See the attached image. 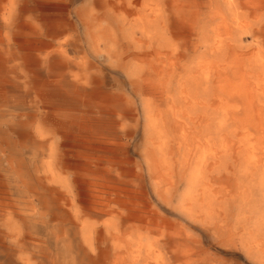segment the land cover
I'll return each mask as SVG.
<instances>
[{"label":"bare ground","instance_id":"6f19581e","mask_svg":"<svg viewBox=\"0 0 264 264\" xmlns=\"http://www.w3.org/2000/svg\"><path fill=\"white\" fill-rule=\"evenodd\" d=\"M76 3L0 0V264L264 253V0Z\"/></svg>","mask_w":264,"mask_h":264},{"label":"rangeland","instance_id":"374dc122","mask_svg":"<svg viewBox=\"0 0 264 264\" xmlns=\"http://www.w3.org/2000/svg\"><path fill=\"white\" fill-rule=\"evenodd\" d=\"M84 2H85V0H77V3L75 6L78 7L81 4H83ZM118 77L115 76L114 77L115 81L113 80L116 83V87L120 88L121 91H123V90L128 91L129 86H127L128 84H127L126 80L124 79V77H121V76H118ZM120 78H122V80ZM126 88H127V90H126ZM144 104H146L145 101H143L141 99H136L135 107L140 106L139 108L141 111V119H142L143 123L145 121L144 120L145 119V113H144L143 107H147V104L146 105H144ZM14 137H15V139L16 138L19 139L20 136L14 135ZM252 202L249 203V205H250V207L248 205L249 211L246 213V216H250L251 221H253L255 219V216H256L255 211L257 209L256 202H254V201H252ZM240 209H241V206H238L236 204L232 205V207H231V221L233 223L235 221L237 222ZM217 258L220 260V264H264V253L263 252L261 254V253H258L257 251H252L251 254H249L248 252H246V249L243 248L242 246H239L238 250L232 251L231 253H229L227 255H225V253H223V252L217 251Z\"/></svg>","mask_w":264,"mask_h":264}]
</instances>
